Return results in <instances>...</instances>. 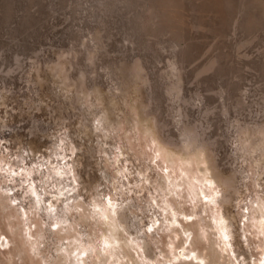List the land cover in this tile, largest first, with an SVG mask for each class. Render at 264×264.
Here are the masks:
<instances>
[{"label": "rangeland", "instance_id": "obj_1", "mask_svg": "<svg viewBox=\"0 0 264 264\" xmlns=\"http://www.w3.org/2000/svg\"><path fill=\"white\" fill-rule=\"evenodd\" d=\"M0 264H264V0H0Z\"/></svg>", "mask_w": 264, "mask_h": 264}, {"label": "bare ground", "instance_id": "obj_2", "mask_svg": "<svg viewBox=\"0 0 264 264\" xmlns=\"http://www.w3.org/2000/svg\"><path fill=\"white\" fill-rule=\"evenodd\" d=\"M193 138V137H192ZM188 141H185V143L187 142V143H191V142H189V139H187ZM193 140V139H192ZM186 143V144H187ZM160 151L162 152V153H166L167 151L165 150V147L164 146H162L161 147V145H160ZM193 165V162H192V160L191 159H185V160H183V166L184 167H187V168H189V167H191Z\"/></svg>", "mask_w": 264, "mask_h": 264}]
</instances>
